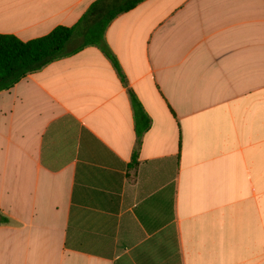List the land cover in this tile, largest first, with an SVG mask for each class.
I'll list each match as a JSON object with an SVG mask.
<instances>
[{"label": "crops", "instance_id": "0c3cea01", "mask_svg": "<svg viewBox=\"0 0 264 264\" xmlns=\"http://www.w3.org/2000/svg\"><path fill=\"white\" fill-rule=\"evenodd\" d=\"M94 1L0 0V34ZM105 42L124 80L87 46L0 92V264H264V0H145Z\"/></svg>", "mask_w": 264, "mask_h": 264}, {"label": "trees", "instance_id": "16d2710c", "mask_svg": "<svg viewBox=\"0 0 264 264\" xmlns=\"http://www.w3.org/2000/svg\"><path fill=\"white\" fill-rule=\"evenodd\" d=\"M145 0H95L73 26H57L49 34L23 41L12 34H0V92L10 89L28 74L50 62L75 54L87 46L99 47L125 79L116 57L110 52L105 33L111 22ZM76 43V44H75ZM138 144L151 120L138 98L131 93ZM137 152L133 156L136 161Z\"/></svg>", "mask_w": 264, "mask_h": 264}]
</instances>
